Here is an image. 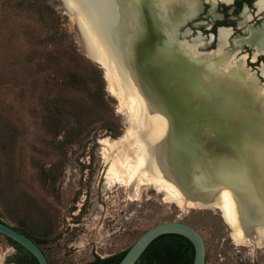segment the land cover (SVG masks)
I'll list each match as a JSON object with an SVG mask.
<instances>
[{"label":"rangeland","instance_id":"obj_1","mask_svg":"<svg viewBox=\"0 0 264 264\" xmlns=\"http://www.w3.org/2000/svg\"><path fill=\"white\" fill-rule=\"evenodd\" d=\"M44 1L61 15L62 27L79 54L91 60L74 16L61 0ZM34 2L0 0L1 219L17 228L27 225L35 238H44L42 247L51 264H88L118 254L149 228L172 220L188 223L202 234L207 264L264 260V242L237 243L219 209L184 208L147 182L132 188L118 180L100 188L108 167L100 140L120 138L127 129L120 101L109 92L107 80L105 98L95 100L88 92L63 88L49 77L55 69L40 62L52 49V28L42 21L41 3L36 7ZM59 67L69 68L65 62ZM57 93L65 105L55 122L61 120L69 130L67 140L66 133L55 137L44 123L52 120L44 114V103ZM117 133L119 137L114 136ZM48 169L59 176L55 184L42 179ZM16 254L0 233V264H13L7 260Z\"/></svg>","mask_w":264,"mask_h":264},{"label":"water","instance_id":"obj_2","mask_svg":"<svg viewBox=\"0 0 264 264\" xmlns=\"http://www.w3.org/2000/svg\"><path fill=\"white\" fill-rule=\"evenodd\" d=\"M61 3L66 12L75 17L79 33L84 34L75 8L64 0ZM132 11L138 19L132 41L129 43L109 28L110 18L115 16L109 13L101 19L106 34L104 43L118 69L122 87L128 84V91L134 89L143 97L150 116L163 115L168 119V133L155 144L165 147V151L168 149L163 178L176 184L187 200L199 202L205 208L216 204V192L229 188L240 202L245 233L255 235L256 229L264 226V165L262 167L259 159L264 153V118L246 111L249 98L246 106L240 108V104L236 112L213 106L215 101L222 99L225 90L207 84L209 89L205 88V92H195L180 77L178 64L161 58L162 53L178 47L182 40L180 31L194 17L177 24L171 37L160 20L162 13L156 0H137ZM86 52L104 69L101 49L88 44ZM258 83L263 86L260 81ZM209 92L212 96L207 94ZM123 119L127 124L128 118L123 116ZM106 169L101 175L100 188L104 184ZM0 233L26 248L39 264H50L33 239L3 220H0ZM164 234L188 238L195 248L193 264H207L204 237L192 225L178 220L149 228L118 264H136L148 246ZM255 264H264V260Z\"/></svg>","mask_w":264,"mask_h":264},{"label":"bare ground","instance_id":"obj_3","mask_svg":"<svg viewBox=\"0 0 264 264\" xmlns=\"http://www.w3.org/2000/svg\"><path fill=\"white\" fill-rule=\"evenodd\" d=\"M64 1L68 6L75 8L78 13L80 28L85 35L79 34L86 47L88 44H94L101 49L105 59L103 70H106L104 77L108 82L107 88L120 101L119 112L128 118L127 129L123 136L100 140L108 162L104 186L110 187L113 182L120 180L127 185L131 184L134 188L137 182H147L184 208H205L199 202L187 200L176 184L163 178V174L166 173L164 158H166L168 149L165 151V147L160 148L155 144L168 133V119L163 115L150 116L143 97L134 89L128 91V84L122 87L118 69L104 43L106 34L101 19L109 13L115 14L113 19L110 18L109 28L113 29L116 35L123 36L129 43L132 41L134 30L138 25V19L132 11L137 0L132 1L134 4L131 0ZM156 6L160 14L162 13L160 20L171 37L176 31L177 24L196 16L200 10L199 0H156ZM257 6L259 10L263 9L264 0H258ZM142 34L143 32L140 35ZM184 34L185 38L178 43V47L162 53L161 58L176 62L180 77L188 82L195 92H205V88L209 89L207 84L215 85V89L225 90L222 99L215 101L213 106L218 108L223 106L227 112H236L239 111L240 104V108L246 106V99L249 98L250 105L246 107V111L263 119L264 84L261 86L255 73L246 67L245 57L237 59L227 51L225 46L229 31L220 30L218 48L212 52L201 51L200 47L207 44L203 37L198 35L188 41L186 36L191 33L186 31ZM243 41L254 49L255 55L264 52V30L252 31L250 37L237 42ZM262 72L264 74V65ZM263 149L260 151L262 152ZM259 159L263 167L264 153H261ZM216 193V204L207 207L221 211L225 222L233 230V238L237 243L245 246L261 245L264 242V226L256 229L255 235L246 234L241 221L243 211L233 192L229 188H222Z\"/></svg>","mask_w":264,"mask_h":264},{"label":"trees","instance_id":"obj_4","mask_svg":"<svg viewBox=\"0 0 264 264\" xmlns=\"http://www.w3.org/2000/svg\"><path fill=\"white\" fill-rule=\"evenodd\" d=\"M44 2V0H35L34 3L36 7L41 3L42 13H44L43 19H41L45 24L49 23L52 28V34L49 37L50 43L52 44L50 48L52 49L48 51L47 56L44 57V62L40 63H42L46 69H55V72L51 73L49 77L51 78L52 76L55 78L54 81L56 85L73 91L84 90L88 92L89 98L95 100L104 99L106 94L104 70L98 63L88 60L86 57L79 54L74 41L66 34V31L62 27L61 15L53 6ZM63 62H65L69 68H60L59 66L63 64ZM96 83L98 87L94 88ZM63 105L65 104L61 103L59 93L48 99L44 103V114L47 113V115L52 116L53 121L48 120L47 122L44 121V123L50 128L52 127L55 137L61 136V133H66L64 138L67 140L69 139V130L67 131L62 127L61 120L58 119L57 122H55V115L60 112ZM118 135L119 133L114 136L117 137ZM51 171L52 169L44 170L42 179L45 183L49 182L55 184L59 176L53 174ZM0 220H2L1 217ZM15 228L33 239L46 254L45 249L42 247V245L46 243L44 238H35L28 230L27 225H24L22 228ZM6 238L10 245L17 250L16 256L14 258H9L7 260L8 262L13 264H39L38 260L26 248L18 242L8 237ZM129 249L106 258L98 257L88 264H118ZM194 258L195 248L188 238L178 234H164L157 237L148 246L136 264H193Z\"/></svg>","mask_w":264,"mask_h":264},{"label":"flooded vegetation","instance_id":"obj_5","mask_svg":"<svg viewBox=\"0 0 264 264\" xmlns=\"http://www.w3.org/2000/svg\"><path fill=\"white\" fill-rule=\"evenodd\" d=\"M257 2L258 0H199L200 10L180 31L181 39L185 38L186 31L191 33L186 36L188 41L199 35L207 42L200 47L201 51L212 52L218 48L220 30H228L225 46L227 51L237 59L245 57L246 67L255 73L263 85L264 52L255 55L254 49L247 42H237L250 37L252 31L264 30V8L259 10Z\"/></svg>","mask_w":264,"mask_h":264}]
</instances>
